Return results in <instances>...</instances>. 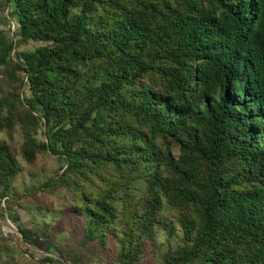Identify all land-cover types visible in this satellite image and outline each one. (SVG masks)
<instances>
[{
	"label": "trees",
	"instance_id": "1",
	"mask_svg": "<svg viewBox=\"0 0 264 264\" xmlns=\"http://www.w3.org/2000/svg\"><path fill=\"white\" fill-rule=\"evenodd\" d=\"M0 3V132L62 163L26 194L70 199L65 264L91 244L136 264L161 236L159 264H264V0ZM15 152L0 140V218Z\"/></svg>",
	"mask_w": 264,
	"mask_h": 264
},
{
	"label": "rangeland",
	"instance_id": "2",
	"mask_svg": "<svg viewBox=\"0 0 264 264\" xmlns=\"http://www.w3.org/2000/svg\"><path fill=\"white\" fill-rule=\"evenodd\" d=\"M9 13L8 8H4L0 3L1 26L5 34L11 37L15 33L16 25L14 19L9 17ZM33 46L34 44H31L27 48ZM0 140H5L13 151H16L14 155L20 169L12 184V189L18 196L9 200L8 204H5V199L1 200L3 218H0V223L4 233L0 229V264H38L37 260L44 261L45 257L54 258L53 264H65L57 252L64 253L68 249H77L82 236L80 220L70 219V199L63 192L56 195L26 194L28 189L38 187L54 177L62 165L61 161L48 154H39L33 163H26L19 155L22 141L17 130L14 131L12 138H7L0 132ZM17 226L32 230H36L37 226L43 227L41 230L47 228L48 238L39 234L32 238V243L28 245L22 241ZM166 249L165 236H161L156 241V248L148 247L136 264H159L158 256ZM25 251L28 253L27 256L23 253ZM80 251L82 257L76 264H117L115 247L103 250L99 245L91 244L81 247Z\"/></svg>",
	"mask_w": 264,
	"mask_h": 264
},
{
	"label": "water",
	"instance_id": "3",
	"mask_svg": "<svg viewBox=\"0 0 264 264\" xmlns=\"http://www.w3.org/2000/svg\"><path fill=\"white\" fill-rule=\"evenodd\" d=\"M0 229H1L2 233H4V230H3V228H2L1 223H0ZM4 236H5V235H4Z\"/></svg>",
	"mask_w": 264,
	"mask_h": 264
}]
</instances>
